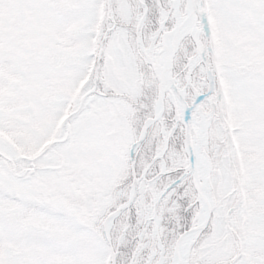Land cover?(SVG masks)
Returning a JSON list of instances; mask_svg holds the SVG:
<instances>
[{"label":"snow or ice","instance_id":"snow-or-ice-1","mask_svg":"<svg viewBox=\"0 0 264 264\" xmlns=\"http://www.w3.org/2000/svg\"><path fill=\"white\" fill-rule=\"evenodd\" d=\"M0 264H264V0H0Z\"/></svg>","mask_w":264,"mask_h":264}]
</instances>
